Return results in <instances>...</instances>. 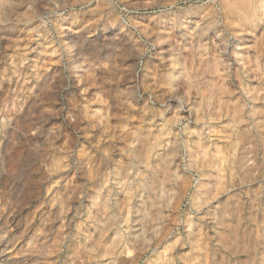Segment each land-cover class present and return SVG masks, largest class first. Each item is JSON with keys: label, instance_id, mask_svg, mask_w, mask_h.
I'll return each instance as SVG.
<instances>
[{"label": "clouds", "instance_id": "obj_1", "mask_svg": "<svg viewBox=\"0 0 264 264\" xmlns=\"http://www.w3.org/2000/svg\"><path fill=\"white\" fill-rule=\"evenodd\" d=\"M0 264H264V0H0Z\"/></svg>", "mask_w": 264, "mask_h": 264}]
</instances>
